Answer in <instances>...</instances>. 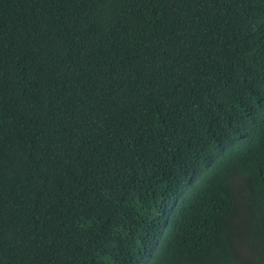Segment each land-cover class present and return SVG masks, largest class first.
Segmentation results:
<instances>
[{
	"label": "trees",
	"instance_id": "16d2710c",
	"mask_svg": "<svg viewBox=\"0 0 264 264\" xmlns=\"http://www.w3.org/2000/svg\"><path fill=\"white\" fill-rule=\"evenodd\" d=\"M0 264H264V0H0Z\"/></svg>",
	"mask_w": 264,
	"mask_h": 264
},
{
	"label": "rangeland",
	"instance_id": "374dc122",
	"mask_svg": "<svg viewBox=\"0 0 264 264\" xmlns=\"http://www.w3.org/2000/svg\"><path fill=\"white\" fill-rule=\"evenodd\" d=\"M237 236L238 237L236 238L235 241L238 242V247H239L240 253L243 256L248 258V255H247L248 246L245 245L246 242L248 241V238H247L248 236L243 234V233L239 234V232H237Z\"/></svg>",
	"mask_w": 264,
	"mask_h": 264
}]
</instances>
